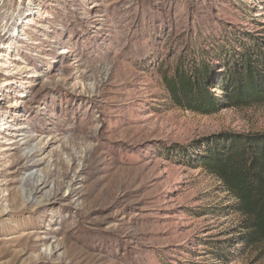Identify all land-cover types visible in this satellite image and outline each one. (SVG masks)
Wrapping results in <instances>:
<instances>
[{
  "label": "rangeland",
  "instance_id": "rangeland-1",
  "mask_svg": "<svg viewBox=\"0 0 264 264\" xmlns=\"http://www.w3.org/2000/svg\"><path fill=\"white\" fill-rule=\"evenodd\" d=\"M247 34L264 0H0V264H264L196 162L213 136L264 134V101L202 115L163 83Z\"/></svg>",
  "mask_w": 264,
  "mask_h": 264
},
{
  "label": "trees",
  "instance_id": "trees-1",
  "mask_svg": "<svg viewBox=\"0 0 264 264\" xmlns=\"http://www.w3.org/2000/svg\"><path fill=\"white\" fill-rule=\"evenodd\" d=\"M213 53L218 64L180 57L173 74L164 77L174 106L208 115L264 101V34L228 38ZM196 162L231 195V210L242 215L245 244L264 252V134L213 136Z\"/></svg>",
  "mask_w": 264,
  "mask_h": 264
},
{
  "label": "bare ground",
  "instance_id": "bare-ground-1",
  "mask_svg": "<svg viewBox=\"0 0 264 264\" xmlns=\"http://www.w3.org/2000/svg\"><path fill=\"white\" fill-rule=\"evenodd\" d=\"M17 57H15L14 60H16ZM19 70V69H18ZM29 142H25L24 145L27 147H29ZM34 153L32 154H27V155H23L22 157L19 158V161L16 163V167H17V172L16 174H19L21 171L24 170H29L30 166H36V162L33 164H29V162H31L34 158ZM46 179H43L41 177H36L34 178L30 183H24L23 187V192L24 194H22V196L24 198H26L29 195L34 196L37 193H42L45 189H46ZM16 193L19 191H15ZM19 195V193H18ZM17 198V197H16ZM18 199V198H17Z\"/></svg>",
  "mask_w": 264,
  "mask_h": 264
}]
</instances>
